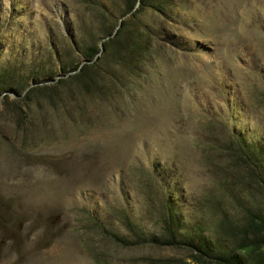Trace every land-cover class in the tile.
<instances>
[{"label":"rangeland","instance_id":"obj_1","mask_svg":"<svg viewBox=\"0 0 264 264\" xmlns=\"http://www.w3.org/2000/svg\"><path fill=\"white\" fill-rule=\"evenodd\" d=\"M86 1L0 0V264L240 261L264 223V0H98L82 32ZM119 18L145 49L103 48Z\"/></svg>","mask_w":264,"mask_h":264},{"label":"trees","instance_id":"obj_2","mask_svg":"<svg viewBox=\"0 0 264 264\" xmlns=\"http://www.w3.org/2000/svg\"><path fill=\"white\" fill-rule=\"evenodd\" d=\"M121 10L123 13H129V15L136 14V10L133 9L135 6V1L136 0H121ZM142 2V0H139ZM87 2V8L89 9V14L85 18H81V20L78 21L79 25V30L84 32L85 30L89 31L93 27V21L95 22L96 20L99 22V19L97 17V14L101 12H106L107 7L103 2L98 1V0H88ZM155 3V1L153 2ZM133 9V10H132ZM132 10V11H131ZM131 11V12H130ZM118 24V21L114 23L111 27L108 28L107 34L111 36H108L107 42L102 43L103 48H105L106 45H109L110 42L112 41H117L118 43L121 44L122 47V52L123 50L127 52V54L132 55L134 52H136L137 48H143L145 49L146 46L144 44L139 43L136 38L130 39L129 34L125 33V23L123 21H120L118 24V27L116 25ZM128 34V35H127ZM98 48L95 46H87V48L84 49L83 54L84 57L86 58L85 60L89 63L92 64V62L95 60L94 56L98 52ZM94 58V60H93ZM93 60V61H92ZM85 61V62H86ZM84 62V63H85ZM83 63V62H82ZM84 66L86 65H79L76 64L74 66H71L70 69H63V76H67L69 72H73L74 75L77 73H81ZM67 74V75H65ZM69 76V75H68ZM67 76V77H68ZM49 80V79H48ZM43 83L41 82H34V84H30L26 86V88H29L31 86L37 88L34 86L35 84H40ZM42 87H45L44 85ZM25 88V89H26ZM3 93V96L5 97V94L0 88V94ZM257 218V217H256ZM243 231V234L241 235V242L239 246L236 248V251L241 253L243 256L241 257L240 261L232 260L233 258H230L228 256H222L219 254L214 255L216 258L214 261H209V260H204L202 256H195L200 262V264H264V223L260 220L256 222H249L246 224L245 227L241 228ZM247 231L250 233V237L247 238V235L245 234ZM210 255V254H209ZM247 257V259H246ZM196 259V258H195ZM245 259V260H244ZM246 261V262H245Z\"/></svg>","mask_w":264,"mask_h":264},{"label":"water","instance_id":"obj_3","mask_svg":"<svg viewBox=\"0 0 264 264\" xmlns=\"http://www.w3.org/2000/svg\"><path fill=\"white\" fill-rule=\"evenodd\" d=\"M137 5V3L135 4V6ZM121 20V18H119L118 19V24H119V21ZM118 24H117V26H118ZM117 26L115 27V28H117ZM109 36H111V34L109 35ZM100 43V42H99ZM102 48H101V44H99V51L101 50ZM65 75H67V74H65Z\"/></svg>","mask_w":264,"mask_h":264}]
</instances>
